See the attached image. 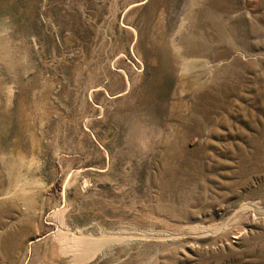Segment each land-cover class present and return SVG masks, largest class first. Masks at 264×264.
Returning <instances> with one entry per match:
<instances>
[{"label":"rangeland","instance_id":"obj_1","mask_svg":"<svg viewBox=\"0 0 264 264\" xmlns=\"http://www.w3.org/2000/svg\"><path fill=\"white\" fill-rule=\"evenodd\" d=\"M0 264H264V0H0Z\"/></svg>","mask_w":264,"mask_h":264}]
</instances>
